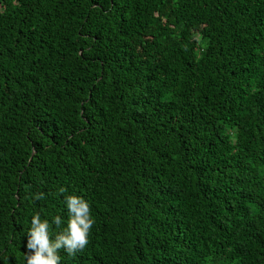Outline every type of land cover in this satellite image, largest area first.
Returning <instances> with one entry per match:
<instances>
[{
	"label": "trees",
	"instance_id": "16d2710c",
	"mask_svg": "<svg viewBox=\"0 0 264 264\" xmlns=\"http://www.w3.org/2000/svg\"><path fill=\"white\" fill-rule=\"evenodd\" d=\"M67 195L60 264H264V0H0V264Z\"/></svg>",
	"mask_w": 264,
	"mask_h": 264
},
{
	"label": "clouds",
	"instance_id": "9594fccd",
	"mask_svg": "<svg viewBox=\"0 0 264 264\" xmlns=\"http://www.w3.org/2000/svg\"><path fill=\"white\" fill-rule=\"evenodd\" d=\"M64 191L60 189L61 193ZM33 198L43 199L44 193H34ZM64 203L69 218L66 226L54 238L50 237L48 219H42L39 212L31 216L26 233L25 264H60L59 250L74 255L88 244L89 233L95 223L89 202L82 196L67 195ZM52 222L60 226L61 217H54Z\"/></svg>",
	"mask_w": 264,
	"mask_h": 264
}]
</instances>
